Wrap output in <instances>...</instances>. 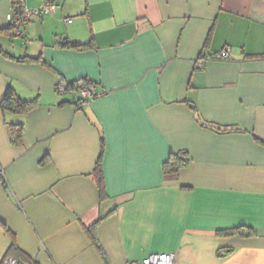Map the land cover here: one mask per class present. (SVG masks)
Masks as SVG:
<instances>
[{
  "label": "crops",
  "instance_id": "0c3cea01",
  "mask_svg": "<svg viewBox=\"0 0 264 264\" xmlns=\"http://www.w3.org/2000/svg\"><path fill=\"white\" fill-rule=\"evenodd\" d=\"M56 5L12 32L0 0V32L36 43L0 42V264L13 242L32 264H264V0ZM79 80L105 93L57 91ZM9 87L38 105L4 112ZM237 226L255 235L219 234Z\"/></svg>",
  "mask_w": 264,
  "mask_h": 264
},
{
  "label": "trees",
  "instance_id": "16d2710c",
  "mask_svg": "<svg viewBox=\"0 0 264 264\" xmlns=\"http://www.w3.org/2000/svg\"><path fill=\"white\" fill-rule=\"evenodd\" d=\"M16 2H18V1L12 0V9L15 6ZM12 12H13V10H12ZM24 23H26V22H15V23L9 22L8 27H10L12 29V28L16 27L17 25L19 26V25H22ZM65 44L67 46H72L75 48H83L82 44L75 43V42L68 41V40L65 42ZM0 52H3L1 46H0ZM18 60L19 61H24V60L43 61L40 57H30V56L18 57ZM74 83L75 82H69L68 83L69 87L74 85ZM82 102L86 103V101H84L82 98H80L77 101L78 104H81ZM37 105H38V101L36 98L32 99V100L22 99L15 92V90L12 87H9L7 89L5 95L2 99V102H1V107H2L4 112H9V113H14V114H22V113L28 112V111L34 109ZM9 129H10V134H11V138H12L13 143L16 145H21L23 142V133H24L23 123L10 124ZM187 162H188V158H185L184 156L180 155V153L179 154H172L169 157V159H167L164 162V171L166 173L176 172L179 168H181L182 166H185L187 164ZM98 168L101 172L100 174H102L100 161H99ZM99 181L102 183V178H99ZM95 226L96 225H94L93 227H95ZM219 234L226 235V236H232V235L253 236V235H255V230L252 228H247L245 226H237V227H233V228H229V229L219 230ZM10 251L13 252L17 256L14 258L17 260L18 264H32V262H31L32 260L30 259V257L25 252H23L16 245L15 242H13L12 248ZM8 257L9 256H6L5 259Z\"/></svg>",
  "mask_w": 264,
  "mask_h": 264
},
{
  "label": "built area",
  "instance_id": "2783aa9c",
  "mask_svg": "<svg viewBox=\"0 0 264 264\" xmlns=\"http://www.w3.org/2000/svg\"><path fill=\"white\" fill-rule=\"evenodd\" d=\"M13 7V12L9 16V20L12 23L26 22L31 20L34 16H43L46 13L54 12L56 9V2L60 0H46L44 5L38 8H29L26 0H17ZM67 22H71V18H66ZM230 48H225L223 51L216 55L217 58H230ZM204 63H199V66H203ZM57 91L61 94L67 91H76L81 95V98L88 102L96 97H99L105 93V90L98 91L96 86L85 80H79L71 87L69 84H59ZM3 171L0 169V182L3 183L4 179ZM176 255L171 252L152 253L140 260L128 261L125 264H175ZM4 264H18L17 260L13 257H8L4 260Z\"/></svg>",
  "mask_w": 264,
  "mask_h": 264
},
{
  "label": "rangeland",
  "instance_id": "374dc122",
  "mask_svg": "<svg viewBox=\"0 0 264 264\" xmlns=\"http://www.w3.org/2000/svg\"><path fill=\"white\" fill-rule=\"evenodd\" d=\"M29 23V22H28ZM16 28H12L11 31L14 32ZM8 31L5 33L0 32V42L3 45V47L6 48L7 51H12V49L17 45L20 46L21 44H23L24 46V50L28 49L29 47V51L30 48L33 47L32 45L36 44L35 42L31 41V40H24L19 39L18 41L16 39H13L11 35H7ZM24 53V52H23Z\"/></svg>",
  "mask_w": 264,
  "mask_h": 264
}]
</instances>
